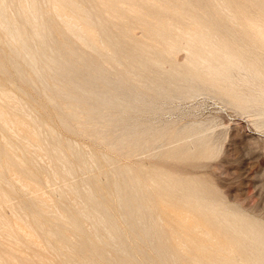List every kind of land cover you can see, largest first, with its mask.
Here are the masks:
<instances>
[{
  "label": "bare ground",
  "instance_id": "obj_1",
  "mask_svg": "<svg viewBox=\"0 0 264 264\" xmlns=\"http://www.w3.org/2000/svg\"><path fill=\"white\" fill-rule=\"evenodd\" d=\"M216 1V10L208 17L209 0H0V180L10 190L14 187L6 179L9 174L24 177L26 185L38 181V175L29 173L27 167L33 159L28 146L40 149L45 146L43 141V151L56 164L55 175L87 173L66 188L82 200L81 207L56 215L59 213L49 212L45 200L30 192L31 197L27 195L20 206L26 210L24 219L10 225L0 215L3 237L15 238L11 246L0 243V264H47L40 255L31 260L14 249L39 247L32 226L54 240L58 258L62 257L60 264H76V259L77 264H181L182 260L184 264H264V230L200 202L203 190L160 176L141 180L128 166L114 167L111 157L94 148L85 152L50 125L55 122L65 131L88 136L95 146L102 144L115 152L145 149L148 141L163 135L141 121L143 115L159 110L155 111L151 94L147 97L144 92L159 95L160 82L154 77L175 75L174 66L165 69L160 58L171 59L179 47H184L188 58L175 69H187L189 76H185L224 92L238 107L257 106L264 114V70L255 63L243 65L231 47L235 45L233 35L246 31L247 42L264 50V0L254 2L249 14L238 0ZM143 7L148 10L141 15L139 8ZM217 21L222 23L217 26L220 29L230 24L236 29L227 37L216 36L219 32L213 33L214 28L210 32V27ZM135 25L144 29L145 39L136 42L130 38ZM235 70L248 71L242 82L255 89L241 94L246 88L239 84L236 86L245 90L236 89L232 81ZM5 84L38 107V116H23L22 101H15ZM103 164L113 166L101 171ZM102 175L108 177L103 182ZM149 189L154 198L147 196ZM162 190L166 197L159 194ZM6 196L0 190V202H9ZM156 207L167 219L173 217L169 220L175 224H168L183 238L177 244L183 250L178 258L170 239L159 232L158 218L152 214ZM84 222L91 228L86 230ZM67 227L76 234V241ZM63 249L68 252L62 254ZM228 252L247 258L235 262L238 256L232 259Z\"/></svg>",
  "mask_w": 264,
  "mask_h": 264
},
{
  "label": "rangeland",
  "instance_id": "obj_2",
  "mask_svg": "<svg viewBox=\"0 0 264 264\" xmlns=\"http://www.w3.org/2000/svg\"><path fill=\"white\" fill-rule=\"evenodd\" d=\"M216 2V0L215 2L213 0H209L211 11H206L208 17L216 10L214 7V3ZM254 2L257 3V0H238L240 7L248 14V11H251L254 8L252 7L255 4ZM139 9V13L141 15L146 13L148 10L147 7ZM245 17H247V15ZM245 17H242V19ZM221 24V22L215 23L213 27H210V32H213L212 28H214L213 33L219 32L216 33L218 35L213 33L212 35L219 36L220 34L221 38H223L225 36L227 37V33L231 35L230 32L236 29L233 27V25L231 26L230 23L228 28L220 29L217 26H221ZM215 28L221 31H217ZM245 32H240L236 35H233L235 36L233 41V44L235 45H232L231 47H235V53L239 56L243 65L248 66L247 64L249 63H255V66L264 70V50L258 49L259 45L256 43L255 44L257 46L254 44L251 46V43L247 42L248 34ZM130 34V38L132 37L133 40L135 39L134 41H141L145 39V31L140 26L135 25L132 27L130 29ZM254 46L255 48H252ZM183 48L184 47H179L177 50H175L171 56V59L167 60L165 58H160V61L164 62L163 67L165 69H169L170 65L172 67L174 66L173 72L175 75H156L154 77L155 79L159 80L158 83L160 82L158 85L159 95L157 94V96H155L156 94L154 91L146 90L144 92L143 90L147 97L151 94L150 97H152L154 100L155 111L158 109L159 110L155 114L149 113L143 115L141 121L149 126H152L154 129H159L157 131H160V133L163 135L158 139L155 138V141L154 139L148 141L145 149H139L138 151L131 150L128 153L115 152L102 144L95 146L88 136L75 135L65 131L55 122H51L52 124L50 123V125L54 126H52V128L56 131V133H58L60 137L65 139L67 138V140L77 144V146H79L85 152H90L91 149L94 148L98 152L111 157L113 159L114 167L125 165L128 166L135 175L139 176L141 180L148 176L151 178L160 176L161 179H176L175 181L191 184L194 186V188L196 186L198 189L203 190L199 195L200 202L204 201L208 204L210 203L209 205L212 207L215 206V210L221 211L225 215H234L239 219L241 218L245 224L256 227L258 226L260 229L264 230V114L262 111L259 113V108H256L257 106H253L254 108L252 109H250V107H248L249 109H244L240 106L238 107V105L233 103L231 98L227 97L224 92L221 93L207 85L201 83L199 84V82H196V79H191L188 77L189 73L186 72L188 71L187 69L182 67L175 69L176 65L179 67L184 65V61H187L185 59L188 58V55ZM176 70L178 72H176ZM179 71L181 73L180 76H176L179 74ZM236 71L237 70L233 72V76L237 75L234 77V79L238 80L237 77H242H240L239 81L236 82L234 79H232L233 84L235 85L236 89H239L240 92L245 90L241 86L246 88V91H242L241 94L244 95L245 93H249L250 90L253 89H249L252 86L249 87L245 85L244 82H242L244 81V78L248 76V71H245L247 75L243 74V70L238 72ZM182 75L184 80L187 77L185 81L182 80ZM168 77L169 79H167ZM152 79L153 78H150L149 80ZM190 79L194 81L191 82ZM239 84H242L240 86L241 88L237 87ZM5 90L9 93L11 92L12 97L15 96V101H22L20 103L23 105V107H28V109H30L31 113H29V110L24 108L21 112L23 116H27V114H30L32 117L38 116L40 113L39 108L36 106L34 107L32 103L24 100L23 96L17 92L12 85L5 84ZM160 93H162V95H160ZM167 94L170 95V97ZM253 109H256V112ZM45 119L48 120L47 118ZM156 140L158 141L156 142ZM42 144L45 146H42L43 148H40L41 150L39 148H33L35 146L32 145L28 146L29 151L31 152L29 156L31 159H33L32 162L30 161L31 163H27V167L29 168V173L38 175V181L31 180V184L26 185L25 182H23L25 181L23 180L24 177H21L19 174H9L6 179L8 180L9 184L14 187L13 190H10L4 185V182L0 180V190L4 191L11 200V203L9 199V202H6L7 199L4 202H0V215L3 217V219H5L4 221L7 223L10 222V225H13V223H15L17 221L16 219L18 218H25L24 216L26 215V210L21 209L20 206H22L21 202L25 199V197L27 195L30 196V192L33 194H31V196L36 194L45 200L48 204L49 212L53 214H56V212L59 213L56 215L62 214L63 210H66L67 208L82 206V200H80V202L78 199H75L67 189L69 188L70 184L79 182L80 179L85 178L87 173L77 172L74 176L71 175L70 177L55 175L54 173L58 174L56 171V164L43 151V149L46 148L44 141ZM17 155L21 159L23 158L19 152ZM112 166L103 164L101 171H108L112 168ZM17 176L19 178H17ZM107 178V176L102 175L101 181L103 182ZM153 180L156 181V179ZM144 181L148 183L147 180ZM148 192L150 193H148L147 196H150V198L153 196L154 198L152 190L149 189ZM177 192L178 191L174 190L175 196H177ZM159 194L163 197H166L167 195V193L163 190ZM18 208L21 210H18ZM16 213L17 215L19 214V216L15 215ZM152 214L153 217L156 219L158 218L157 222L160 225L159 232L161 233L162 231L161 235L170 239L169 244L171 247H173L174 253L176 255L175 257L178 258V256L183 254V250L180 247L177 249V244L181 245L183 238L180 236L178 237L176 228L173 225L168 224V222H172L170 220L173 219V217L170 216V218L167 219L162 214L160 209H157V207L152 211ZM193 220L196 222L199 221L195 217ZM172 223L175 224L174 222ZM83 227L86 230L91 228L90 224L87 222L83 223ZM0 229L1 238V236L3 237L6 235V233L2 228ZM37 229L38 228H35L34 226L31 228V231H34L37 234L36 236V234L33 232L35 234V238L39 242V247H36L37 249L32 247H26V249L25 246H22L21 248V245L16 247L13 246L14 249L24 256L29 257L31 260L35 259V257L32 256L40 255L43 261L46 262L47 260V264H50L51 262V264H60L61 262L59 261H61L62 257L60 259L58 258L60 256V252H58L57 248L54 246V240L47 235L42 236V233H39L41 231ZM48 229L54 230L52 226H49ZM67 232L68 235L71 236V239L73 238V241L77 240L76 234L72 232L71 228L67 227ZM10 236L11 239H8V235L7 237L5 236L1 238L0 243L4 246H11L15 238H13V235ZM37 237L43 239H38ZM189 245L190 244H187V246L190 248ZM51 246H53V248ZM175 249H177L176 251L178 252H176ZM185 249L188 248L185 246ZM65 250L66 249L61 250V253L66 254L68 251ZM42 251L45 252L43 253ZM227 254L230 255L232 259L238 256V258H234L235 262L237 260L242 261V259L245 260V258H247L243 255L241 256V253L239 254V252H231L230 254L228 252ZM246 256L248 255L246 254ZM251 259L249 256V261H251ZM75 261L77 264V259ZM180 263L184 264L185 260L180 261Z\"/></svg>",
  "mask_w": 264,
  "mask_h": 264
}]
</instances>
